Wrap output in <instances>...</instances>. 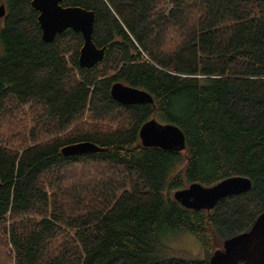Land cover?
Listing matches in <instances>:
<instances>
[{
  "label": "trees",
  "instance_id": "1",
  "mask_svg": "<svg viewBox=\"0 0 264 264\" xmlns=\"http://www.w3.org/2000/svg\"><path fill=\"white\" fill-rule=\"evenodd\" d=\"M31 2L0 0V264H210L264 213V0H63L95 12L91 68ZM116 82L154 102L117 101ZM152 119L186 148L145 146ZM79 142L99 150L63 153ZM234 176L250 190L212 209L174 197ZM182 231L201 254L168 244Z\"/></svg>",
  "mask_w": 264,
  "mask_h": 264
},
{
  "label": "water",
  "instance_id": "2",
  "mask_svg": "<svg viewBox=\"0 0 264 264\" xmlns=\"http://www.w3.org/2000/svg\"><path fill=\"white\" fill-rule=\"evenodd\" d=\"M32 6L39 12L38 20L42 37L51 42L57 34L66 29L80 32L84 43L80 50L79 63L91 68L103 60L105 48H98L93 41L95 12L81 6L63 5V0H32ZM5 14V5H0V16ZM112 96L127 105L153 103L152 95L143 89L116 82L111 89ZM140 137L145 146H158L167 150H184L185 134L172 123H161L156 119L146 122ZM99 150L94 143L79 142L63 147L65 155ZM251 180L246 176H234L212 186L194 182L174 193L184 206L194 209H212L220 199L232 194L250 190ZM210 264H264V213L259 215L252 227L227 240L222 250L211 257Z\"/></svg>",
  "mask_w": 264,
  "mask_h": 264
},
{
  "label": "rangeland",
  "instance_id": "3",
  "mask_svg": "<svg viewBox=\"0 0 264 264\" xmlns=\"http://www.w3.org/2000/svg\"><path fill=\"white\" fill-rule=\"evenodd\" d=\"M19 140V138H17ZM170 244L176 251L184 254L198 255L202 253V248L197 237L189 231L178 232L171 235L168 240Z\"/></svg>",
  "mask_w": 264,
  "mask_h": 264
}]
</instances>
